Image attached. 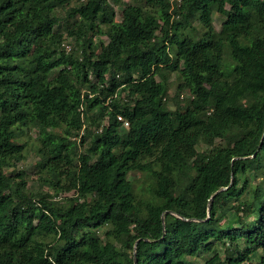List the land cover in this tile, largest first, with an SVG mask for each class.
Segmentation results:
<instances>
[{
  "label": "trees",
  "instance_id": "obj_1",
  "mask_svg": "<svg viewBox=\"0 0 264 264\" xmlns=\"http://www.w3.org/2000/svg\"><path fill=\"white\" fill-rule=\"evenodd\" d=\"M73 1L0 0V264H264V0Z\"/></svg>",
  "mask_w": 264,
  "mask_h": 264
},
{
  "label": "rangeland",
  "instance_id": "obj_2",
  "mask_svg": "<svg viewBox=\"0 0 264 264\" xmlns=\"http://www.w3.org/2000/svg\"><path fill=\"white\" fill-rule=\"evenodd\" d=\"M78 0H74L72 2V5L75 6L78 2ZM110 3L112 4V6H114L115 11H116V18H115V24L116 25H120L121 21H122V13L124 8L127 5H139V6H144V0H109ZM173 2V0H172ZM66 12L67 10L64 9H59L57 10V13L59 15V17L61 18V24L65 23L67 20H65V16H66ZM213 20H214V27L216 29L217 32H220L222 30V22H223V18L217 14L214 13L213 15ZM72 22L74 20H71ZM195 26L199 29H201V26L196 22ZM62 31H65V28H62ZM66 35V33H65ZM67 37V35H66ZM98 40H103L105 43H108V39L106 37H95L94 41L97 42ZM65 43V49L67 48H71V50H76L79 49L80 44L74 39V38H65L64 40ZM177 80H176V76H172V79L170 81V90H169V96L170 98L174 97L176 95V88H177ZM181 96H184V98L188 97V93L187 92H182ZM184 103L181 102V105H183ZM170 106L171 108L173 107V102H170ZM94 122V126H91L90 129L91 130H95L96 126L98 124H102L105 125L107 123L106 120L101 121V119H96L95 117H93V119L91 121H88V125ZM82 132L81 135H83ZM19 141L21 143H25L26 144V149H25V158L24 160L20 161L17 163L14 171L15 173H19V172H23L24 173V179L26 180V184H27V191L29 193H38L40 191L43 192H50L51 194L53 193L52 189L48 188L47 186H43L41 187L40 183V178H41V174H39L40 171V156L38 153V148H39V142H38V134H37V130L33 129L31 131H29L28 133H25L24 136H22ZM78 144L80 141H77ZM199 151H205L207 149V147L205 146H199L198 147ZM80 150L81 152L84 151V147L80 146ZM12 170H10L11 172ZM44 178H48L47 175L43 174ZM74 177V172H72L70 179L72 180ZM128 179L132 182H135L137 185L140 184H144L146 182H144L146 180V177L144 174L140 173V172H132L128 175ZM40 182V183H39ZM74 194V192L71 193H67V192H63L62 194L59 195V197L57 196V201H59L60 204L65 205V203L63 202L66 198H70L72 197ZM227 215L229 217H233V215L229 212H227ZM108 228V227H107ZM106 231V228H102L98 231V235L101 238H104V233ZM198 261V262H197ZM196 262L198 264H202V260H197ZM247 264H258L257 261L255 259L248 261Z\"/></svg>",
  "mask_w": 264,
  "mask_h": 264
},
{
  "label": "built area",
  "instance_id": "obj_3",
  "mask_svg": "<svg viewBox=\"0 0 264 264\" xmlns=\"http://www.w3.org/2000/svg\"><path fill=\"white\" fill-rule=\"evenodd\" d=\"M177 1H178V3L181 2V0H177ZM66 51H67V53L70 52L71 51V48H67ZM118 120L120 122H122V124L124 125L125 128H128L129 127V122L127 120H125L123 117L119 116L118 117Z\"/></svg>",
  "mask_w": 264,
  "mask_h": 264
},
{
  "label": "water",
  "instance_id": "obj_4",
  "mask_svg": "<svg viewBox=\"0 0 264 264\" xmlns=\"http://www.w3.org/2000/svg\"><path fill=\"white\" fill-rule=\"evenodd\" d=\"M223 190V189H222ZM135 264H137L136 258H135Z\"/></svg>",
  "mask_w": 264,
  "mask_h": 264
}]
</instances>
